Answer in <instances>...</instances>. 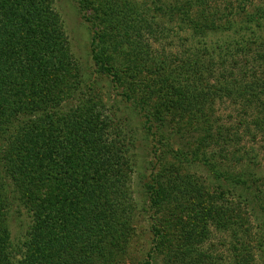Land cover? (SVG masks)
Segmentation results:
<instances>
[{
	"label": "trees",
	"instance_id": "16d2710c",
	"mask_svg": "<svg viewBox=\"0 0 264 264\" xmlns=\"http://www.w3.org/2000/svg\"><path fill=\"white\" fill-rule=\"evenodd\" d=\"M75 1L155 176L134 204L124 122L85 94L53 0H0V264H126L136 206L144 264H264V155L247 148L264 138V0Z\"/></svg>",
	"mask_w": 264,
	"mask_h": 264
},
{
	"label": "rangeland",
	"instance_id": "374dc122",
	"mask_svg": "<svg viewBox=\"0 0 264 264\" xmlns=\"http://www.w3.org/2000/svg\"><path fill=\"white\" fill-rule=\"evenodd\" d=\"M53 7L57 14H60L64 25V31L70 46L71 52L78 64L81 66L82 81L87 85L85 87V94L89 95L92 100L100 101L106 107H111L116 112L114 116L116 119L124 122V132L126 139L130 142L131 149L129 152L130 159V181L129 191L134 204H143L144 185L149 181V178L154 177V160L151 154V140L150 136L143 129L142 121L139 115L135 113V108L131 104L119 102L120 98H115L108 84V79L96 73L90 65L89 53V27L82 19V13L79 12L78 2L75 0H53ZM90 15V14H89ZM167 47V46H165ZM182 47L177 42L172 43L167 47L168 52L182 51ZM81 75V74H80ZM84 88V87H83ZM219 113L223 118L228 115L232 120L236 113L232 112V108L227 105H222L219 108ZM109 116V111L105 112ZM229 121V120H227ZM194 135V133H193ZM255 144H248L247 148L253 145L263 156L264 154V138L259 137ZM264 161V157L262 159ZM260 161V160H259ZM163 165L178 166L169 156L163 157ZM261 163V175L264 177V164ZM187 174H193L194 177L205 186H214V181L209 174L202 167L183 165ZM260 185L256 186L259 187ZM264 190V187H263ZM136 206V217L133 220V236L129 239L127 245V252L129 254L126 264H144L147 261V256L150 250L151 238L149 233V224L140 209ZM24 220V219H23ZM25 221V220H24ZM25 230V225L21 228ZM13 239L16 241L17 235L15 231H11ZM16 235V237H15ZM210 244L214 250V236ZM209 244V245H210ZM208 245H206L207 247ZM152 264H162L160 259L154 260Z\"/></svg>",
	"mask_w": 264,
	"mask_h": 264
}]
</instances>
